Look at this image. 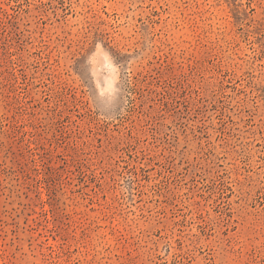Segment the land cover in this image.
Listing matches in <instances>:
<instances>
[{"label": "rangeland", "instance_id": "374dc122", "mask_svg": "<svg viewBox=\"0 0 264 264\" xmlns=\"http://www.w3.org/2000/svg\"><path fill=\"white\" fill-rule=\"evenodd\" d=\"M0 264H264V0H0Z\"/></svg>", "mask_w": 264, "mask_h": 264}]
</instances>
